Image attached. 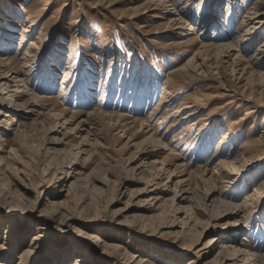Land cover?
Here are the masks:
<instances>
[{"label":"rangeland","instance_id":"rangeland-1","mask_svg":"<svg viewBox=\"0 0 264 264\" xmlns=\"http://www.w3.org/2000/svg\"><path fill=\"white\" fill-rule=\"evenodd\" d=\"M260 1L0 0V264L264 253Z\"/></svg>","mask_w":264,"mask_h":264},{"label":"bare ground","instance_id":"bare-ground-1","mask_svg":"<svg viewBox=\"0 0 264 264\" xmlns=\"http://www.w3.org/2000/svg\"><path fill=\"white\" fill-rule=\"evenodd\" d=\"M253 13H254L255 17H250L249 18V24L250 25L245 30L244 34L241 35L242 39L246 35H248V34L250 35L251 32L254 29L256 30L257 28L262 27L264 25V18L262 17V15L264 13V0L260 1L258 7L255 8ZM201 24H202L203 27L206 26V23H204V20H203V22L201 21ZM196 29H197V27H195L194 25L191 26V30L194 31ZM23 41H25V40H23ZM217 46H218V50H219L220 53L224 52V51L232 50V49L235 48V46H233L231 43H224V42L219 43ZM27 55L28 54H26V56H24L22 58L23 59L22 61L24 63H29L30 62V60H28L29 58L27 57ZM7 63L8 62L6 61L5 58H0V75L3 76L2 78H0V103L4 104L6 100L9 102L8 103L9 105H7V107L5 106V108H3V109H7V110H3V111H6L7 116H10L16 109H19L22 106V104L19 103L17 100H15L13 98V95L10 92L11 91L10 90L11 85L8 83V81H12L13 79L17 80L18 76H15L13 79H10L9 77L11 75H8L9 72H8V74H5V72L2 69H3V67L5 65H7ZM190 67L192 68V66H190ZM27 79H28V76H27V78H25L23 80L26 82ZM20 80L22 81V79H20ZM10 104H11V106H10ZM0 111H2V110H0ZM178 112L179 111H177V113ZM153 113H154V111H153ZM155 113L159 114L160 112L156 111ZM168 118H170V117L163 116L162 118H159V122L158 123L160 124L161 122H163L164 120H167ZM15 120H16V118H13V120L10 121L9 123L13 124V122ZM158 141L160 142V140H158ZM1 162H2V160H1ZM97 239L100 240L101 238H97ZM221 246L222 247H226V249L221 250V252H220L221 255L223 256L222 263H224V264H226L228 260H232V259L233 260H245V262L246 261L247 262L250 261L249 263H252V264H263V262H264V253H258V252H254V251H251V250H246V249L242 248V246H240V247L235 246L236 248L231 250V248H228V247L232 246V245H230V244L226 245V243H223ZM134 257H135V259L131 260V262H135V264H147L146 263L147 260H143V259H141V260L138 259L137 260L138 257H136V256H134ZM240 257H243V258H240ZM8 260L9 261H8L7 264H14L12 262L11 258H9ZM19 264H21V262H19ZM232 264H234V263H232Z\"/></svg>","mask_w":264,"mask_h":264}]
</instances>
